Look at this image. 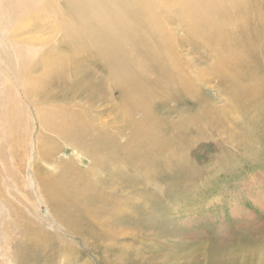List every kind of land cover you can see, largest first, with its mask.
<instances>
[{
	"label": "rangeland",
	"instance_id": "374dc122",
	"mask_svg": "<svg viewBox=\"0 0 264 264\" xmlns=\"http://www.w3.org/2000/svg\"><path fill=\"white\" fill-rule=\"evenodd\" d=\"M2 3L0 264H264V9L246 24L248 37L235 29V51L228 53L194 38L170 0H152L172 22L177 69L184 73L163 89L151 83L157 75L150 73L151 92L140 94L153 97L142 136L122 118L116 75L91 46L80 51L78 30L31 18L23 7L22 24H11L20 27L11 35ZM10 38L34 54L31 88L5 83L13 77L4 61L12 54ZM48 54L54 56L49 66L43 60ZM185 77V85L177 81ZM3 87L14 89L16 108L25 110V120L12 126ZM47 110L74 122L83 135L71 139L49 129L40 115ZM95 134L114 138V145L88 141ZM97 156L102 170H94ZM54 186L73 196L67 213L49 202ZM80 217L99 223L85 228ZM110 218L104 231L117 232L112 239L98 230ZM69 219H78L85 237L68 228Z\"/></svg>",
	"mask_w": 264,
	"mask_h": 264
},
{
	"label": "bare ground",
	"instance_id": "6f19581e",
	"mask_svg": "<svg viewBox=\"0 0 264 264\" xmlns=\"http://www.w3.org/2000/svg\"><path fill=\"white\" fill-rule=\"evenodd\" d=\"M61 1L63 3L62 5L57 2V0H3L2 8L6 11V7L8 6V22H10L5 23V28L7 31H13L9 32L11 35L20 28L12 27L11 24H22V19L24 18L22 8L24 7V10L27 9L31 18H51V21L55 20L57 23L63 24L66 32L78 30V34L75 35L82 36L80 41L83 42L80 51H87L89 48L88 45L91 46L98 52L100 57L106 60L113 75H116L114 76L116 87L120 92L118 101L122 102L120 104L118 103V105L124 113V117L122 118H124L131 130L135 129V132L140 133H142L141 131L146 132V124L149 117H151L147 108L151 105V99L153 97L151 95L141 97L140 94L151 92L148 88L150 76L154 74L157 75V78L155 79L154 77L151 83H155L163 89L167 86L169 81L177 76H182L181 74L184 73L177 69L178 65L176 61L178 62V58H180L177 51L179 43L173 35V31L169 28L172 22L162 18V16L154 10L152 7V0ZM170 2L174 3L178 9H180V25L189 23V33L194 38L201 42L205 41V45L213 47V50L216 48H226L228 53L235 51L233 43L230 41V36L236 31L235 29H242L241 32L243 34L247 33L246 37H248L250 33L246 30V24L250 23L251 25L258 18L260 19L262 15L261 11L264 9L262 0H242L240 2H235L234 0H170ZM159 5L158 2V7ZM252 7H258V10ZM251 9L253 10L251 11ZM242 12L244 13L242 15L243 17H240L239 13ZM235 17H237V19H235ZM252 33L254 35L253 31ZM225 36H227L228 39H225ZM69 39L72 38L68 36V44ZM6 43L7 45L9 44L8 47L12 49L11 55H15L14 57H16V59L19 58L18 60H14L11 55L10 58H4V61L11 63L8 64L10 65V72L13 76L11 77L10 74H8L5 83H11L20 87L21 90L24 88H31L34 83L32 80L28 79V77L32 67L33 52L29 49L19 47L20 45L18 46V42L14 41L12 38L6 40ZM24 54H27L28 57L29 55L32 56L31 60L28 61V57ZM23 55L25 58L22 57ZM4 56V53H2V55H0V60L3 59ZM53 58L54 56L52 54H48L43 60L49 66ZM219 67L223 66L217 67V70L221 71ZM1 68L3 69L4 67L0 65V69ZM151 72L153 75H150ZM2 79L4 80V78ZM26 79L28 80L24 82ZM177 81L185 85L187 83V77H185L184 80ZM3 89L8 98L6 112L4 113L7 119V125L12 126L15 121H24L25 110L23 106L21 108H16L17 98L14 89L12 87H3ZM140 113H142V117L140 116L141 118L135 121L134 117L138 114L140 115ZM40 115L49 129H58L65 132L71 139L73 135H79L80 133L83 135V131L79 126L74 122L59 119L53 111L47 110L46 112L40 113ZM152 129L154 128L152 127ZM152 129L148 131V133L153 131ZM149 134L147 135L148 137ZM96 136L92 138L93 141L91 139L88 141L92 143L100 142L103 146L105 142L108 141V144L114 145V138L111 137L112 142H110L109 138L103 139V135L97 136L99 138ZM140 140H142V138H140ZM73 145L75 146V144ZM85 146L87 147V145ZM152 150L153 148L149 149V152ZM108 151L112 152V150ZM111 152L109 153L111 154ZM101 157H104V155ZM93 162L94 170L102 168L101 164H103V160L100 157L95 158ZM45 185L46 188L51 189L49 182L45 183ZM54 189L53 191L55 192L50 197L49 202L51 200L54 205L62 204L67 213L65 205L69 198L71 200L73 199L72 194L62 187L54 186ZM52 202L50 204H52ZM63 218L66 219V217ZM82 218L85 228L90 225L96 226V224L99 223V221L96 220L97 217H80L79 219ZM111 221L112 219L110 218L105 222H101L98 229L99 232L108 239H112L117 234V232L109 233L104 231L107 227V222L109 228H111ZM77 222L78 219L66 220L69 229L74 228L73 230L75 231L72 230L74 233L85 237L81 232L77 231L80 230L77 226ZM94 232L95 230L93 229L89 235L91 236Z\"/></svg>",
	"mask_w": 264,
	"mask_h": 264
}]
</instances>
